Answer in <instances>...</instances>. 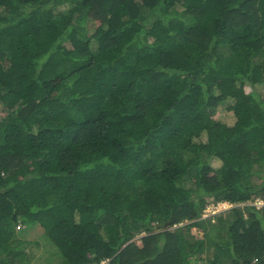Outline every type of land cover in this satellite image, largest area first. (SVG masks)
Masks as SVG:
<instances>
[{"label": "trees", "instance_id": "1", "mask_svg": "<svg viewBox=\"0 0 264 264\" xmlns=\"http://www.w3.org/2000/svg\"><path fill=\"white\" fill-rule=\"evenodd\" d=\"M256 199L264 0H0V264H264Z\"/></svg>", "mask_w": 264, "mask_h": 264}, {"label": "rangeland", "instance_id": "2", "mask_svg": "<svg viewBox=\"0 0 264 264\" xmlns=\"http://www.w3.org/2000/svg\"><path fill=\"white\" fill-rule=\"evenodd\" d=\"M97 23L96 22H90L88 24V27L95 26ZM261 203H258V207H260ZM232 205L228 203H218L216 205H210L207 207L203 214L201 215V218H208V217H214L215 215H218L223 212L222 216L228 220L230 219V214H227L226 212L231 208ZM214 220H211V223L216 222ZM181 226H184L181 224ZM184 235L188 240L192 241L193 240V234L196 232L201 234V230L197 228H192L191 231H187L186 229L183 230ZM213 234V238L215 240H218V236H216L214 231H211ZM19 233V232H18ZM21 240L25 243V254L27 257V262L26 264H59L60 260L58 257V251L56 250L55 247H53L46 237L43 235L42 228L38 225H32L30 227L24 228L20 233L18 234ZM17 235V236H18ZM140 236H138L139 238ZM209 252L213 251L214 246L209 244ZM55 248V249H54ZM207 251V250H206ZM57 252V253H56ZM208 252V253H209ZM224 256V255H223ZM223 259H226L225 256Z\"/></svg>", "mask_w": 264, "mask_h": 264}, {"label": "built area", "instance_id": "3", "mask_svg": "<svg viewBox=\"0 0 264 264\" xmlns=\"http://www.w3.org/2000/svg\"><path fill=\"white\" fill-rule=\"evenodd\" d=\"M259 202L261 203L260 205H264V202L261 199H256L254 203L258 205ZM101 264H103V262Z\"/></svg>", "mask_w": 264, "mask_h": 264}]
</instances>
